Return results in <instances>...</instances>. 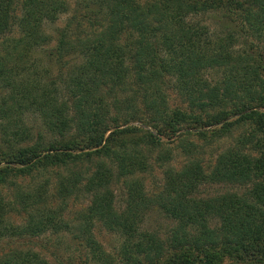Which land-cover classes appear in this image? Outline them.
<instances>
[{
	"label": "trees",
	"instance_id": "trees-1",
	"mask_svg": "<svg viewBox=\"0 0 264 264\" xmlns=\"http://www.w3.org/2000/svg\"><path fill=\"white\" fill-rule=\"evenodd\" d=\"M205 13L219 14L211 32L196 20ZM61 17L63 27L45 34ZM42 47L56 75L47 85L40 75L49 70L29 62ZM169 82L183 108L161 99ZM26 113L41 122L29 145ZM137 114L155 136L118 129ZM0 121V188L10 189L0 194V240L72 232L84 239L83 264H113L91 237L99 224L122 236L124 264H264V0H0ZM190 125L215 127L212 136L243 132L207 173L196 160L166 169L149 199L137 178L148 168L144 153ZM181 145L184 156L196 148ZM48 169L49 194L33 181ZM118 181L122 210L110 191ZM205 183L247 189L195 197ZM79 196L88 204L69 221L67 202ZM152 204L175 223L165 240L138 233ZM1 264L47 263L18 253Z\"/></svg>",
	"mask_w": 264,
	"mask_h": 264
},
{
	"label": "rangeland",
	"instance_id": "rangeland-1",
	"mask_svg": "<svg viewBox=\"0 0 264 264\" xmlns=\"http://www.w3.org/2000/svg\"><path fill=\"white\" fill-rule=\"evenodd\" d=\"M141 3H145L148 0H138ZM72 6V3H71ZM70 6V7H71ZM213 17L214 22L208 17ZM219 18V14L216 13H205L197 17L199 24L207 25L206 29L208 31L214 30V25L216 20ZM237 22V18L232 17ZM65 20L61 17L55 23L45 24L43 30L45 34L54 36L64 25ZM209 35V32H208ZM239 40V39H238ZM240 44V41H238ZM244 45L241 47L243 48ZM47 49H34L31 52L29 62L36 67H46L49 70V74L40 75L44 85L49 84L51 78L55 77V70L52 67V63L45 57ZM68 69V68H64ZM51 70L53 73H51ZM38 77V76H37ZM172 82L167 84V87H161V99L166 103L168 109L172 108H183L184 105L181 101L180 96L176 90L172 87ZM160 102V101H159ZM144 115L137 114V117L132 120H128L126 124L121 125L118 129L129 127L137 129V135L140 136L145 132L150 133L155 136V133L144 124ZM3 122L0 121V124ZM23 123L27 127L28 131L31 133L30 141L26 142L33 143L35 140V133L41 129V122L35 114L26 113L23 116ZM215 127H209L206 129H199L195 125H190L188 127H182L179 133H176L174 137L166 139H160L162 143L159 148H156L152 154L146 155V164L148 168L146 171L137 174V178L143 184V189L146 197L149 199H154L157 194L162 191L163 188V173L166 169H172L174 171L179 170L187 162L196 160L202 170L205 173L209 172L215 163L216 156L226 150L229 146L233 145L235 136L242 135V129H236L235 132H231L228 135L212 136L211 130ZM1 130V125H0ZM204 130V131H203ZM204 132V138L199 137V133ZM133 136H126V139H131ZM1 131H0V142H1ZM191 142L196 148L192 150L186 156L183 155V148L181 143ZM1 146V143H0ZM143 148V147H142ZM145 151V149L143 148ZM168 151L170 153V161L160 162L156 160V154L158 151ZM51 170H46L37 175L33 180L35 183H41L47 185L48 194L53 192L54 189V178H52ZM247 188L239 187L238 185H215L205 183L198 187L195 197L207 198L219 194L225 193H237L241 194L242 191ZM9 188H0V194L6 196L9 192ZM110 191L113 194L114 207L117 210H122L125 204V190L120 181L115 182L110 186ZM89 197L79 196L77 200H70L67 202V208L63 214L67 220L71 221L76 215L85 210L88 204ZM54 202V200L52 199ZM55 203V202H54ZM53 203V204H54ZM13 225L22 224L23 219L18 214H12L8 220ZM175 223L169 217H166L158 205L152 204L149 209H147L141 217V223L138 228V233H146L156 235L162 240H165L169 235L171 228H174ZM91 237L93 240L101 247V249L108 254L113 262V264H124L119 258V251L121 245L124 243L122 236L118 233L110 232L102 228L99 224H96L92 228ZM125 245V243H124ZM23 253H36L39 259L47 264H83L82 262L86 258V245L83 237L79 234L78 239L73 235V233H58V234H44L36 238H11L4 237L0 240V264L5 256H10L14 254ZM89 264H92L91 262ZM220 264H229L227 259H223Z\"/></svg>",
	"mask_w": 264,
	"mask_h": 264
}]
</instances>
